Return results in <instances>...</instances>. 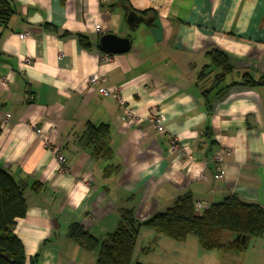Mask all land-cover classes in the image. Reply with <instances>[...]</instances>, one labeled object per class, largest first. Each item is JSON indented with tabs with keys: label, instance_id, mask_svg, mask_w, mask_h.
Instances as JSON below:
<instances>
[{
	"label": "crops",
	"instance_id": "obj_1",
	"mask_svg": "<svg viewBox=\"0 0 264 264\" xmlns=\"http://www.w3.org/2000/svg\"><path fill=\"white\" fill-rule=\"evenodd\" d=\"M11 1L14 10L0 25V115L9 113L0 127V167L24 187L26 213L13 231L25 264L36 255V264H94L96 251L68 237L71 223L101 240L121 210L144 221L186 193L205 206L234 193L264 210V84L231 85L244 74L264 75V0H128L133 23L116 0ZM105 33L128 37L129 49L101 52L96 40ZM77 34L88 38V49ZM212 48L231 67L217 85L220 68L199 79ZM92 74L100 79L90 85ZM101 87L119 88L138 122L124 120ZM154 110L164 114L162 133L149 120ZM101 125L108 159L92 157L83 137ZM132 259L264 264V237L236 253L142 226Z\"/></svg>",
	"mask_w": 264,
	"mask_h": 264
},
{
	"label": "trees",
	"instance_id": "obj_2",
	"mask_svg": "<svg viewBox=\"0 0 264 264\" xmlns=\"http://www.w3.org/2000/svg\"><path fill=\"white\" fill-rule=\"evenodd\" d=\"M115 4L126 11L130 10L128 0H116ZM13 8L11 0H0L1 26L9 19ZM76 37L83 48H89L90 42L86 36L77 34ZM205 54L209 62L200 72L199 79L205 78L207 69L220 68V73L213 77V83L217 85L230 72L231 67L221 51L212 48ZM260 84H264V75L255 81L244 74L241 82L231 85L252 87ZM106 131L104 125L91 126L83 136L84 141L92 146L91 154L94 158L110 157L105 141ZM204 135L209 137V128L205 129ZM194 204L190 194H183L165 210L154 213L144 221L136 219L131 210L123 209L116 227L101 240L77 222L69 225L67 235L85 250L96 251L94 264H146L132 259L136 238L142 226L178 242L190 235L195 236L204 250H230L236 253L245 249L250 238L264 237V210L256 203L243 201L233 193L219 202L207 205L199 213L195 211ZM25 213L24 187L0 167V264L26 263L22 244L13 231L16 219ZM232 233L245 235L244 241H234L227 237ZM36 261L37 255L29 259V264H36Z\"/></svg>",
	"mask_w": 264,
	"mask_h": 264
},
{
	"label": "built area",
	"instance_id": "obj_3",
	"mask_svg": "<svg viewBox=\"0 0 264 264\" xmlns=\"http://www.w3.org/2000/svg\"><path fill=\"white\" fill-rule=\"evenodd\" d=\"M22 61L24 63H29V59H27V58H24ZM99 79H100V77L97 74H92L88 78V83L90 85H93ZM100 94L104 97L113 98L116 101L118 107H120L122 109V118L124 120L129 121V122H138V117L135 115L132 108L128 104H126L124 98L121 96V91L119 90V88L101 87L100 88ZM8 117H9V113H4V114L0 115V127H3L6 125V123L8 121ZM149 120L154 125V128L157 132L162 133L165 131V117L161 111H155V110L152 111L150 116H149ZM169 143L173 149H176V148L178 149V147L180 145L177 138H175V137H172L169 140ZM52 150L56 156L57 162L59 163L60 161H62V156H60L56 153V149L52 148ZM215 162H216L215 177H219L224 173L223 167L221 165L220 155L215 156ZM194 207H195V211L199 213L206 206L203 205L201 202H195Z\"/></svg>",
	"mask_w": 264,
	"mask_h": 264
},
{
	"label": "water",
	"instance_id": "obj_4",
	"mask_svg": "<svg viewBox=\"0 0 264 264\" xmlns=\"http://www.w3.org/2000/svg\"><path fill=\"white\" fill-rule=\"evenodd\" d=\"M136 18V14L132 11H129L126 15L128 23L135 22ZM96 45L101 52L106 54L123 53L129 49L130 40L128 37H120L112 33H105L97 38ZM230 238L234 241H244L245 235L232 233Z\"/></svg>",
	"mask_w": 264,
	"mask_h": 264
}]
</instances>
